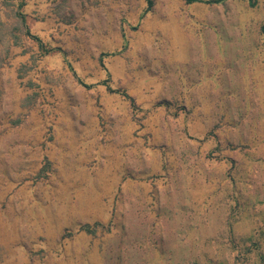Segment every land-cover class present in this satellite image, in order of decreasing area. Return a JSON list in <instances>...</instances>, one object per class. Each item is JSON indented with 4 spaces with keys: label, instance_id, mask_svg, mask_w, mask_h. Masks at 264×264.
Instances as JSON below:
<instances>
[{
    "label": "rangeland",
    "instance_id": "rangeland-1",
    "mask_svg": "<svg viewBox=\"0 0 264 264\" xmlns=\"http://www.w3.org/2000/svg\"><path fill=\"white\" fill-rule=\"evenodd\" d=\"M0 264H264V0H0Z\"/></svg>",
    "mask_w": 264,
    "mask_h": 264
},
{
    "label": "trees",
    "instance_id": "trees-1",
    "mask_svg": "<svg viewBox=\"0 0 264 264\" xmlns=\"http://www.w3.org/2000/svg\"><path fill=\"white\" fill-rule=\"evenodd\" d=\"M189 1H191V2H193V1H197V0H189ZM19 15H21V14H19ZM21 17H22V19H23V22H25V19H24V17L21 15ZM26 32L29 34L30 32H29V30H28V28H26ZM34 37V36H33Z\"/></svg>",
    "mask_w": 264,
    "mask_h": 264
}]
</instances>
